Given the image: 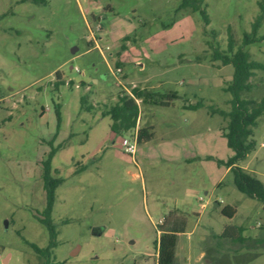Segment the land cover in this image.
I'll return each instance as SVG.
<instances>
[{
    "label": "rangeland",
    "instance_id": "374dc122",
    "mask_svg": "<svg viewBox=\"0 0 264 264\" xmlns=\"http://www.w3.org/2000/svg\"><path fill=\"white\" fill-rule=\"evenodd\" d=\"M180 2L0 0V264H150L171 210L192 230L179 235L190 249L186 264H264V248L216 236L236 224L246 237H264V204L233 184L226 165L233 150L221 134L227 121L211 113L230 109L223 87L233 72L213 50H226L229 33L240 45L264 0H204L207 24ZM244 49L264 64V41ZM249 81L241 97L259 100L264 71ZM138 83L178 95L169 106L138 100L152 138L128 155L121 140L132 131L111 135L101 111ZM81 96L91 109L80 106ZM253 130L255 148L238 165L264 182V113ZM57 146L50 163L63 179L51 212L57 237L40 257L28 243L48 245L36 216L46 202L41 162ZM226 205L232 218L220 213Z\"/></svg>",
    "mask_w": 264,
    "mask_h": 264
},
{
    "label": "trees",
    "instance_id": "16d2710c",
    "mask_svg": "<svg viewBox=\"0 0 264 264\" xmlns=\"http://www.w3.org/2000/svg\"><path fill=\"white\" fill-rule=\"evenodd\" d=\"M25 0H21L24 2ZM33 2H43L44 0H32ZM204 0H181L178 8H190L193 11H200L204 23L209 22V18L205 13V9L201 8V3ZM259 13L256 15L249 32L243 34L240 45L235 47L234 38L229 33L227 47L224 52L214 49L213 58L219 60L222 65H231L233 68L232 77L223 89L228 91L232 96L230 98V109L228 111L219 108H212L211 113H218L227 123L221 128L222 135L225 137L228 146L233 150L232 155L226 162L229 171L233 176V184L236 189L245 194L247 197L255 198V200L264 204V182L256 178V176L238 165L246 155L254 150L255 140L252 137L256 119L264 113V95L259 100L241 97L242 93L250 92L253 88L249 81L254 75V71L259 69L264 71V64L258 60L252 59L247 50L244 49L250 43L256 41H264V32L260 35L257 30L264 19V4L259 3ZM56 72V76H58ZM58 81V80H57ZM58 83H61L58 81ZM176 97L175 92L159 93L157 91L148 90V88L133 87L130 92H120L117 101L108 106L107 109L101 111V115L110 117V133L113 136H122L127 131L136 132L137 143L149 141L152 138V127H137V119L139 105L141 103H157L160 105L169 106L171 100ZM86 98L80 97V106L86 110L92 108L91 105H85ZM201 102L188 104L187 107L195 109L201 106ZM55 116L60 123L59 106L56 107ZM57 147H51L47 158L42 161L43 168V190L45 193V204L43 210L38 214L39 222L42 223L49 234L48 245L45 248H40L30 242L28 245L40 257H45L50 252V249L55 246L57 231L52 224L51 212L53 203L55 202V188L63 182L62 178L56 177L50 172L51 157L55 154ZM221 215L227 218H232L234 215L233 206L226 205L221 211ZM186 218L181 213L175 210L169 211L160 223L158 240L154 242L156 249L155 264H174L175 260V245L177 242V232H184L186 227ZM244 228L236 224H227L221 230L219 239H227L231 242L242 245L245 249L264 248V237L254 238L243 235ZM257 254H251L246 260L247 262L255 258ZM44 264H49L45 261ZM151 264V263H150Z\"/></svg>",
    "mask_w": 264,
    "mask_h": 264
},
{
    "label": "crops",
    "instance_id": "0c3cea01",
    "mask_svg": "<svg viewBox=\"0 0 264 264\" xmlns=\"http://www.w3.org/2000/svg\"><path fill=\"white\" fill-rule=\"evenodd\" d=\"M137 64H139L140 66H143V64L140 63V62H138ZM143 81H146V80H143ZM133 86L134 87L135 86H137V87L139 86L140 88H143V87L144 88H147L145 85H142L141 83H138V84L133 85ZM150 86H151L150 88L152 89V85H150ZM128 92H129V90H128ZM171 92H175L176 93V96L178 95V92L177 91H171ZM137 103H138V100H137ZM139 127H144V126H142L141 123H140V120H139V112H138V119H137V127H136V129L139 128ZM198 216H200L199 213H198ZM191 232H192V230L187 231L186 228H185V231L184 232H177V242H176V245H175V260H174V264H186L185 263V260H187L189 258V256H190V252H189L190 249L189 248L182 249V246L180 245V243H178L179 242V235L180 234L181 235L182 234H186V233L187 234L188 233L190 234ZM181 250L183 251V253H181L182 252ZM179 252L183 255V259L179 258ZM154 260H156V254H155V258L153 260H151L150 263L154 262ZM143 263H147V261H143Z\"/></svg>",
    "mask_w": 264,
    "mask_h": 264
},
{
    "label": "built area",
    "instance_id": "2783aa9c",
    "mask_svg": "<svg viewBox=\"0 0 264 264\" xmlns=\"http://www.w3.org/2000/svg\"><path fill=\"white\" fill-rule=\"evenodd\" d=\"M77 71V69H75ZM117 71H119V69H117ZM120 83V82H119ZM128 137H124L121 140V146L122 149L128 153V155H133L135 153V149H136V132L134 131L132 133L131 136ZM141 264H145V263H141ZM151 264H155V262H152Z\"/></svg>",
    "mask_w": 264,
    "mask_h": 264
},
{
    "label": "water",
    "instance_id": "95a60500",
    "mask_svg": "<svg viewBox=\"0 0 264 264\" xmlns=\"http://www.w3.org/2000/svg\"><path fill=\"white\" fill-rule=\"evenodd\" d=\"M215 206H219V201H215V204H214ZM75 252V250L73 251V253Z\"/></svg>",
    "mask_w": 264,
    "mask_h": 264
}]
</instances>
